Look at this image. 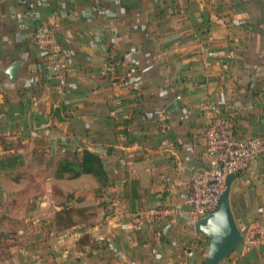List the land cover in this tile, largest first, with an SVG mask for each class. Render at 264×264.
<instances>
[{
	"label": "crops",
	"instance_id": "crops-1",
	"mask_svg": "<svg viewBox=\"0 0 264 264\" xmlns=\"http://www.w3.org/2000/svg\"><path fill=\"white\" fill-rule=\"evenodd\" d=\"M37 1L0 0V159L19 158L0 164V264H202L209 238L195 232L184 199L194 172L209 166L211 120L230 117L241 138L264 132V0L32 8ZM34 13L39 22L60 14L59 43L74 52L62 91L40 67ZM251 20L258 29L241 24ZM16 61L23 66L11 81L5 71ZM84 148L103 158L109 184L81 203L59 202L57 192L100 188L92 174L56 177L58 160ZM236 176L239 227L264 223V155ZM63 204L74 208L72 225L57 217ZM171 206L177 215H147ZM232 254L219 264H264V242Z\"/></svg>",
	"mask_w": 264,
	"mask_h": 264
},
{
	"label": "built area",
	"instance_id": "built-area-1",
	"mask_svg": "<svg viewBox=\"0 0 264 264\" xmlns=\"http://www.w3.org/2000/svg\"><path fill=\"white\" fill-rule=\"evenodd\" d=\"M41 1L32 2V8H36L35 4L41 5ZM33 19H37L34 41L42 57L40 67L57 80L59 90L62 91L73 69L74 52L70 47L64 48L59 43L56 22L60 19V14L39 22V14L34 13ZM115 68L114 64L108 66L112 72ZM177 98L180 99L181 96H177ZM217 109V106L212 107L213 111ZM206 155L209 166L194 172L191 190L184 199V205L189 207V221L192 224L217 209L227 187V177L230 174L237 175L239 172L252 170L258 158L264 155V132L247 138L237 137L231 122L226 117L214 118L207 131ZM178 211L177 206L152 208L147 211V215L175 216ZM143 216V213H136L132 218L139 223ZM241 230L245 236L242 245L244 252H248L258 243L264 242V223H251L243 226ZM185 254L187 256L190 254L187 247Z\"/></svg>",
	"mask_w": 264,
	"mask_h": 264
},
{
	"label": "water",
	"instance_id": "water-1",
	"mask_svg": "<svg viewBox=\"0 0 264 264\" xmlns=\"http://www.w3.org/2000/svg\"><path fill=\"white\" fill-rule=\"evenodd\" d=\"M23 66L22 61L12 63L5 71L11 81L18 78ZM177 109V102L168 105L165 112H172ZM236 174L227 177L226 189L222 195L217 209L208 215L200 218L194 224L197 234H203L209 238V248L205 260L202 264H219L223 260L239 249L245 240V236L239 227L231 206L230 192L232 184L236 179ZM120 259H127L122 253Z\"/></svg>",
	"mask_w": 264,
	"mask_h": 264
},
{
	"label": "trees",
	"instance_id": "trees-1",
	"mask_svg": "<svg viewBox=\"0 0 264 264\" xmlns=\"http://www.w3.org/2000/svg\"><path fill=\"white\" fill-rule=\"evenodd\" d=\"M251 23L242 22V25L248 27L259 28L254 21H247ZM112 58H109V60ZM41 72V71H40ZM51 114L59 119H65L66 109L61 106H51ZM65 117H64V116ZM230 121L232 119L229 117ZM17 157H5L0 159V164L6 165L4 161H17ZM4 160V161H3ZM18 162V161H17ZM10 163V162H9ZM82 174H92L96 177L99 182L100 188L98 190H75L66 195V200L69 203L76 204L85 201L90 197H94L97 193L109 184L110 178L105 169L103 158L99 153L94 152L88 148H84L81 152H69L62 156L57 163L56 177L64 178L67 175L69 177H79ZM63 209L57 212V217L61 224H66L67 226L73 224L72 212L74 210L70 205L63 204Z\"/></svg>",
	"mask_w": 264,
	"mask_h": 264
},
{
	"label": "rangeland",
	"instance_id": "rangeland-1",
	"mask_svg": "<svg viewBox=\"0 0 264 264\" xmlns=\"http://www.w3.org/2000/svg\"><path fill=\"white\" fill-rule=\"evenodd\" d=\"M53 163H55V161H54ZM51 174H52V173H51ZM61 194H62V193H59V194H58V192H57V195H58V199H57V200H58L59 202L62 201V200H64V199H66V194H63V195H61ZM208 242H209V239H208ZM189 245H191V243H187V244H186V247H188ZM242 245H243V244H241V246L239 247V249H241V250H243ZM234 254H235V253H234ZM231 256H233V254H232ZM231 256H230V257H231Z\"/></svg>",
	"mask_w": 264,
	"mask_h": 264
}]
</instances>
